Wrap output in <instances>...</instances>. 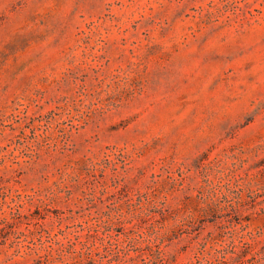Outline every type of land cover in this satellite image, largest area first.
I'll return each instance as SVG.
<instances>
[{
    "label": "rangeland",
    "instance_id": "374dc122",
    "mask_svg": "<svg viewBox=\"0 0 264 264\" xmlns=\"http://www.w3.org/2000/svg\"><path fill=\"white\" fill-rule=\"evenodd\" d=\"M137 233L264 264V0H0V264H141L104 245Z\"/></svg>",
    "mask_w": 264,
    "mask_h": 264
},
{
    "label": "trees",
    "instance_id": "16d2710c",
    "mask_svg": "<svg viewBox=\"0 0 264 264\" xmlns=\"http://www.w3.org/2000/svg\"><path fill=\"white\" fill-rule=\"evenodd\" d=\"M130 230H133V229H130ZM121 241H122V239L119 237L110 238V236H109V238L107 240H105L104 245L109 244L110 246H113V248L110 249V254H113V253L118 254L120 252V250L121 251L127 250V251L135 252L137 257H140L142 259L143 262L141 264H146V258H145L144 253H143V250L146 249V235H142V234L137 233V234H133L132 236H128L125 240L127 245L123 246V248H121V249H117V247L120 246L118 243H120ZM109 245L105 246V250H106V248L110 247ZM107 251H109V250H107ZM127 251L125 252V254H127Z\"/></svg>",
    "mask_w": 264,
    "mask_h": 264
}]
</instances>
